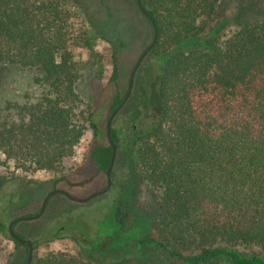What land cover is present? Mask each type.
<instances>
[{
  "label": "trees",
  "instance_id": "obj_1",
  "mask_svg": "<svg viewBox=\"0 0 264 264\" xmlns=\"http://www.w3.org/2000/svg\"><path fill=\"white\" fill-rule=\"evenodd\" d=\"M227 1L140 0L156 27L147 53L161 71L155 114L128 142L131 168L154 204L146 232L79 234L74 250H49L31 264H264V0H237L225 17ZM73 6L0 0V65L25 70L34 86L23 102L0 108L1 180L42 172L54 184L87 181L70 183L63 162L87 131L99 134L77 86L88 73L99 78L101 35ZM122 98L115 95L110 111ZM110 136L121 144L114 127ZM89 155L105 172L108 140ZM0 232L8 233L1 222Z\"/></svg>",
  "mask_w": 264,
  "mask_h": 264
},
{
  "label": "rangeland",
  "instance_id": "obj_2",
  "mask_svg": "<svg viewBox=\"0 0 264 264\" xmlns=\"http://www.w3.org/2000/svg\"><path fill=\"white\" fill-rule=\"evenodd\" d=\"M70 1L81 14V24L101 35L95 45V50L102 56L99 78L95 73H88L77 86L84 103L92 107L99 134L93 137L90 130L87 131L73 154L63 162L70 183L87 181L81 185H70L64 181L54 184L50 175L42 172L25 178L0 179V222L4 227L15 217L37 212L43 197L53 188L62 189L79 199L105 186L104 172L97 171L89 151L94 145L107 142L105 121L113 99L115 95L124 97L130 71L151 40V27L138 10L135 0ZM237 3V0L227 1L225 17L233 15ZM73 54L78 59L87 58L85 49H74ZM112 54L117 62L114 79ZM160 73L156 60L146 53L134 72L125 103L111 121L121 144L116 146L110 187L82 202L53 194L38 218L15 222V232L36 241L32 260L49 250H74L76 246L72 237L79 234L103 239L113 236L118 229L122 237L146 232V215L153 211L154 204L147 185L139 181L131 168L128 142L141 130L142 122H150L155 114ZM32 90L31 76L25 70L13 65H0V108L6 102H23L25 93ZM137 116L138 120L135 119ZM117 205L121 208L119 217L124 221L120 227L113 219ZM49 235L62 237L46 241ZM25 255L22 245L15 244L8 233L0 232V264H23Z\"/></svg>",
  "mask_w": 264,
  "mask_h": 264
},
{
  "label": "water",
  "instance_id": "obj_3",
  "mask_svg": "<svg viewBox=\"0 0 264 264\" xmlns=\"http://www.w3.org/2000/svg\"><path fill=\"white\" fill-rule=\"evenodd\" d=\"M135 3H136V6L138 7L140 13L151 23L152 25V38L150 40V42L148 43V45L143 49V51L140 53V55L138 56L137 60L135 61L131 71H130V75H129V79H128V85H127V90H126V93L124 95V97L122 98V100L112 108V110L109 112L107 118H106V121H105V134H106V138L108 140V143L110 144L111 146V156H110V160H109V163H108V166L104 172V175H105V178H106V184L103 188H101L100 190H97L91 194H89L88 196L84 197V198H75L73 197L72 195L68 194L66 191L62 190V189H59V188H53L51 189L46 195L45 197L43 198L42 202H41V205L38 209L37 212L33 213V214H29V215H21V216H18V217H15L13 219H11L9 222H8V225H7V231L9 233V235L17 242L19 243L20 245H26V255H25V260H24V263L23 264H31L32 262V251H33V245H32V242L27 239V238H24V237H20L18 236L14 230L12 229V224L17 222V221H20V220H32V219H36L38 218L43 210H44V207L46 205V202H47V199L50 195L54 194V193H61L63 194L67 199H70V200H76V201H85L95 195H98V194H101L103 192H105L111 185V180H112V177H111V170H112V166H113V161H114V157H115V151H116V146L114 144V142L112 141L111 139V136H110V127H111V121L114 117V115L117 113V111L123 106V104L125 103V100L130 92V88H131V84H132V80H133V75H134V72L137 68V66L139 65L140 61L142 60V58L146 55V53L148 52L149 48L151 47V45L153 44L154 40H155V37H156V27L154 25V22H153V19L152 17L149 15V13L146 11V9L141 5V2L140 0H135Z\"/></svg>",
  "mask_w": 264,
  "mask_h": 264
},
{
  "label": "flooded vegetation",
  "instance_id": "obj_4",
  "mask_svg": "<svg viewBox=\"0 0 264 264\" xmlns=\"http://www.w3.org/2000/svg\"><path fill=\"white\" fill-rule=\"evenodd\" d=\"M47 193H48V192H47ZM47 193H46V194H47ZM54 194H61V193H54ZM52 195H53V194H52ZM61 195H63V194H61ZM50 196H51V195H50ZM50 196H49V197H50ZM63 196H64V195H63ZM49 197H48V198H49ZM64 197H65V196H64ZM43 198H44V197H43ZM47 200H48V199H47ZM7 225H8V224H7ZM13 225H14V223L12 224V227H13V230H14V226H13ZM14 231H15V230H14ZM24 238H25V237H24ZM31 242H32V241H31ZM32 245H33V247H34V243H33V242H32ZM22 246H23V247L25 248V250H26V245L24 244V245H22Z\"/></svg>",
  "mask_w": 264,
  "mask_h": 264
}]
</instances>
